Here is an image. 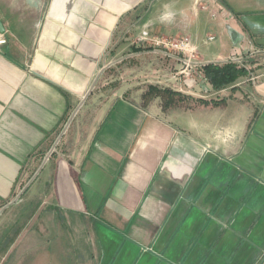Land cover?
Instances as JSON below:
<instances>
[{"label": "crops", "instance_id": "obj_1", "mask_svg": "<svg viewBox=\"0 0 264 264\" xmlns=\"http://www.w3.org/2000/svg\"><path fill=\"white\" fill-rule=\"evenodd\" d=\"M199 1L52 7L34 39L3 25L0 221L18 207L16 238L29 207L32 244L84 238L87 256L66 247L85 264H264V0ZM183 36L201 62L250 70L218 90L181 74L151 40ZM150 87L185 99L145 103Z\"/></svg>", "mask_w": 264, "mask_h": 264}, {"label": "rangeland", "instance_id": "obj_2", "mask_svg": "<svg viewBox=\"0 0 264 264\" xmlns=\"http://www.w3.org/2000/svg\"><path fill=\"white\" fill-rule=\"evenodd\" d=\"M98 1L99 0H0V24H3L5 28L9 30L10 34H14L15 37H18V35L21 37L25 35L29 39H34L44 31V27H47V23L50 20V8H63L64 6L74 8L77 6H84L89 8L95 5ZM60 18H63V15L60 16ZM60 18H52L51 21L57 22L58 20H61ZM6 40L8 43V37H6ZM259 56L255 59L256 61H253V64H264V55ZM108 71L110 72L111 70L109 69ZM95 100L96 98L94 96L90 102ZM17 208L18 207L13 208V210L6 214L0 221V243L6 241L8 245L7 252L0 254V264L86 263L82 256L81 258H76L75 256L70 255L71 250L69 247H66V244L69 243L87 256V254L91 253L93 249L92 243L84 238L83 240H80L69 237L67 242H64L63 239H59L56 243L48 244V238L51 233L48 234L47 232L41 231L39 233L40 237H36V242L32 244V236L34 235L35 230L32 231L31 221H29L28 224L26 222L28 216H30L29 211L31 208L29 207H25L21 210L23 215L22 222L24 221L23 224L25 227L23 234L16 238V235L15 233L13 234L12 230H15L14 227H16V225L19 227L17 223H14L17 218ZM21 217L20 214V218ZM45 227H47L46 224L44 228ZM35 246H39V249L33 248Z\"/></svg>", "mask_w": 264, "mask_h": 264}, {"label": "built area", "instance_id": "obj_3", "mask_svg": "<svg viewBox=\"0 0 264 264\" xmlns=\"http://www.w3.org/2000/svg\"><path fill=\"white\" fill-rule=\"evenodd\" d=\"M199 1V4L202 5L203 9H208V5ZM146 40V38H143ZM214 38H209V41H213ZM7 44V40L4 35L0 34V48ZM151 44L154 48L163 50L167 54L175 53L178 56V60L182 64L181 74H186L191 76L193 72H197L206 66V63L201 62L198 59L197 50L192 43V40L188 36H183L180 38H164L157 37L151 40ZM264 53V52H262ZM252 58V55L248 56ZM245 58H237L231 57L226 61L222 62V64H234L239 68H244L247 71L250 70V67L246 66ZM254 78H252V81Z\"/></svg>", "mask_w": 264, "mask_h": 264}, {"label": "trees", "instance_id": "obj_4", "mask_svg": "<svg viewBox=\"0 0 264 264\" xmlns=\"http://www.w3.org/2000/svg\"><path fill=\"white\" fill-rule=\"evenodd\" d=\"M206 80L216 90L225 88L236 83L240 77L247 75L244 68H239L234 64H208L202 68ZM161 98L163 100V108H168L176 101V98L185 99L179 93L171 90H161L157 87H150L148 92L143 96L145 103L153 99ZM204 103V102H202Z\"/></svg>", "mask_w": 264, "mask_h": 264}, {"label": "water", "instance_id": "obj_5", "mask_svg": "<svg viewBox=\"0 0 264 264\" xmlns=\"http://www.w3.org/2000/svg\"><path fill=\"white\" fill-rule=\"evenodd\" d=\"M5 32H6V30H5L4 26H3V24H0V34L4 35ZM230 35L234 39H238L239 38V35L236 32H234V31H230Z\"/></svg>", "mask_w": 264, "mask_h": 264}, {"label": "clouds", "instance_id": "obj_6", "mask_svg": "<svg viewBox=\"0 0 264 264\" xmlns=\"http://www.w3.org/2000/svg\"><path fill=\"white\" fill-rule=\"evenodd\" d=\"M173 16V13L172 12H169V11H166L161 17L160 19L162 21H167V20H170Z\"/></svg>", "mask_w": 264, "mask_h": 264}]
</instances>
